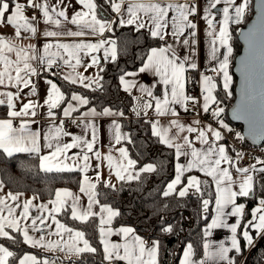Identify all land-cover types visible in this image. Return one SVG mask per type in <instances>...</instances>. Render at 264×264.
<instances>
[{
    "label": "snow or ice",
    "instance_id": "1",
    "mask_svg": "<svg viewBox=\"0 0 264 264\" xmlns=\"http://www.w3.org/2000/svg\"><path fill=\"white\" fill-rule=\"evenodd\" d=\"M105 2L119 17L116 21L119 25H135L138 31L147 29L153 38L165 41L163 46L150 49L142 59L138 72H125L119 77L120 85L129 95L134 88L139 87L142 94L151 98H133L131 111L138 118L147 117L148 110L153 109L152 101L157 117H173L166 125L161 124L159 119L145 120V123L150 124L151 135L157 138V142L174 150L175 177L167 183L163 195L167 197L175 193L179 197H186L191 190L201 200L203 211L207 213L210 200L204 198V193L210 187L208 182H202L194 175L187 176L186 182L183 178L186 173L193 171L210 177L215 188V215L203 236L210 237L212 229L216 228H227L231 233L230 246L225 242L213 245L205 241L204 258L200 260L193 258V245L187 244L179 264H235L230 253H241V238L246 246L251 247L254 243L253 233L264 236V159L254 158L255 163L242 167L240 161L243 153L232 147V155L229 146L221 143L226 139L225 132L232 133L233 129L221 118L224 108L219 107L221 101L213 93L217 88L216 78L220 77L227 96L232 95L230 86L233 77L229 73V64L233 48L229 29L231 23L240 24L245 19L251 0H243V3L237 0H206L203 9L197 0ZM76 3L81 6V10H74L70 16L68 9L71 0H0V26L14 29L11 38L0 35V88L5 89L0 91V105H6L9 109L8 118L0 119V149L8 157L15 153L36 154L39 167L44 172H82L79 191L88 197L87 205L83 206L80 196L69 190H58L54 200L37 205L33 203L36 197L21 200V193H4V185L0 183V193H3L0 195V239L10 241L13 245L23 243L32 248L62 252L69 258L70 264H74L71 262L72 256L96 253L98 249L92 246L84 231L68 227L57 219L62 211L67 213L70 210L72 220L81 223L96 220L99 243L103 246V259L108 264H159L160 242L146 243L131 227L114 229L111 226L113 218L120 213L107 204H100L96 191L97 182L115 188L110 179L102 180L99 169L104 162H107L109 175L114 173L116 179L122 182L138 180L142 173L156 171V165L152 163L137 168L138 161L130 157L126 147H113L122 142L133 143L131 136L122 132V126L117 120H113L109 128L111 141L108 154H102L97 148L100 141L98 118L124 117L125 113L108 107L99 111L95 106L89 107L91 98L75 91L66 94L53 80L47 78L45 82L49 90L43 103L32 99L24 103L21 96L25 88L30 89L26 95H37L32 78L39 77L41 72H47L53 77L59 74L69 84L85 89L103 90V77L99 73L105 69L100 64L101 58L95 53L103 49V59L115 61V41L101 39L92 43L76 38L103 35L114 22L98 18V5L94 0H76ZM218 5L223 7L220 9L222 19L217 22L213 10ZM256 9L259 13L256 22L246 33H242L248 44V52L240 62V99L232 109L234 120H243L248 124L253 142L264 141V0H258ZM28 10L34 14L28 16ZM197 16L206 22L207 36L210 38V59L218 65L210 69L214 76L203 74L199 81L202 86V112L211 111L218 125L215 128L210 124L203 125L196 119L186 125L181 122L180 113L174 107L180 105L184 111H188L189 104L194 107L200 104V99L187 94L185 88L187 70L197 69ZM41 22L47 26L42 32L45 42L42 46L33 43L25 45L23 40H31L40 34L38 25ZM67 25H74L75 28ZM186 30L191 31L186 35ZM169 36L172 43L166 41ZM177 45L184 47L188 54L181 56ZM221 49L225 51L222 53ZM86 58H90L89 63L85 62ZM92 67L98 71L91 76L85 75ZM81 68L83 72L79 71ZM146 72L158 77L159 83L164 86L162 99L154 96L151 88L138 84L134 79H126ZM12 88L15 92L10 90ZM17 101H21L19 109L16 107ZM211 105L216 107L210 108ZM39 109L45 111L41 113ZM38 115H44L48 120V127L43 132L33 128L38 123L35 119ZM58 115L61 117L59 120ZM17 118L19 123L14 126ZM67 120L81 129L80 135L65 128ZM192 134H195L194 137ZM235 138L245 139L239 132L235 133ZM42 147L50 150L49 153L41 155ZM72 149L78 151L69 157L67 153ZM181 158H184L183 162ZM93 159L98 161L96 182L88 175ZM67 160L72 163H66ZM257 185L261 190L258 205L252 210L251 218L245 222V205L237 204L236 201L239 197H255ZM32 211L36 215H32ZM230 217L238 219L229 224ZM162 230L172 233L173 226L167 225ZM114 235L121 237L123 242H113L111 237ZM0 264H56V260H41L31 253L18 256L9 247L0 244Z\"/></svg>",
    "mask_w": 264,
    "mask_h": 264
},
{
    "label": "trees",
    "instance_id": "2",
    "mask_svg": "<svg viewBox=\"0 0 264 264\" xmlns=\"http://www.w3.org/2000/svg\"><path fill=\"white\" fill-rule=\"evenodd\" d=\"M98 5V11L105 18L114 16L105 0H94ZM253 15V0L245 19L231 27V44L233 48V59L231 63V74L233 77L232 95L227 96L223 87L218 85V100L225 103L227 108L235 99L236 77L233 73L235 58L241 51V44L238 39L239 30L244 27ZM116 44L117 57L115 61L105 62L102 66L104 71L103 90L90 91L87 89L73 87L57 80L64 93L72 91L79 92L91 98V106L101 110L110 107L123 111L122 124L131 134L133 143H127L128 151L132 159L138 161L137 168L148 163L156 165V171L142 173L138 180L120 182L115 188L105 187L102 182L97 186L98 199L101 204H107L117 210L120 215L115 217L114 226H131L146 241H159V264H179L182 252L186 244L191 243L195 248V254L199 258L203 254V228L210 219L211 208L214 202L215 192L210 177L197 174L202 182L207 181L210 187L205 191L204 198L210 200L208 213L203 211L202 202L197 195L190 194L186 197H179L173 193L165 197L163 191L174 177V150L157 142V138L151 135L150 124L145 123V117H137L131 111L134 104V97L125 92L120 83L119 77L130 71L138 70L142 65V59L151 48L160 47L165 44L157 38H153L144 29L137 30L133 26H118L113 23L111 30L107 33ZM7 106L0 105V118L7 117ZM224 118L241 133V127L231 123L227 112ZM193 173H189L191 175ZM187 178V176H186ZM0 179L9 191L36 196L42 200H52L60 188L77 190L81 184L79 171L67 172H44L39 167V159L35 154L15 153L8 157L0 149ZM261 195L259 185L256 186L255 197L241 199L246 203V215L244 221L251 218V212ZM205 216L207 218H205ZM60 219L68 226L82 230L86 238L96 247V253H83L78 259V264H108L103 259L102 245L98 238V225L96 220L81 223L70 218L69 212H62ZM173 226L172 233H165L162 229ZM264 236L260 239L255 248L250 250L244 264H264ZM18 256L32 250L23 243L13 245L10 241L0 239ZM242 253L237 257L239 264L246 254V247L241 238ZM123 264V262H119Z\"/></svg>",
    "mask_w": 264,
    "mask_h": 264
},
{
    "label": "crops",
    "instance_id": "3",
    "mask_svg": "<svg viewBox=\"0 0 264 264\" xmlns=\"http://www.w3.org/2000/svg\"><path fill=\"white\" fill-rule=\"evenodd\" d=\"M95 2V1H94ZM198 2V5L201 9H203V7H205V4H206V0H197ZM238 3H243V0H237ZM96 3V2H95ZM250 5H251V2L248 6V9L246 11V13L248 12L249 8H250ZM223 7V5H218L217 6V9H214L213 10V14L216 16V21L218 22L219 20L222 19V12L220 11V9ZM74 10H81V6L79 4L76 3V0H71V6L69 7L68 9V13L69 15L71 16L73 14V11ZM26 14L28 16H32L34 13L29 10L28 12H26ZM97 14H98V18H105L103 16L102 13H100V11H98V8H97ZM233 15H234V12H233ZM108 19V18H107ZM119 17L117 16V14L115 13L113 17H110V19L108 20H111L113 22H116L118 21ZM197 24H198V28H197V37H196V46H195V62L197 64V69L193 70V69H188L187 72H186V83L187 81L192 77V76H195V75H198V78H199V81H200V78L203 74H208L206 73V71H209L212 67H218V65L216 64V62L214 61H211L210 59V38L207 36V28H206V22L202 19H200L199 16H197L195 18ZM118 24V26H121L119 25L118 22H116ZM113 25V23H112ZM112 25H111V28H112ZM234 25H237L235 23H231L230 24V33H231V27L234 26ZM125 26H133L135 27V25H125ZM46 25H44L42 22L38 25V31H39V35L36 37V38H33L31 40H23V43L25 45H27L28 43H33V44H36L37 46H42V44L45 42V38L43 37L42 35V32L43 30L46 29ZM67 27L69 28H75L74 25H67ZM136 28V27H135ZM111 30V29H110ZM110 30H106L103 35H94V36H88V37H83V38H76V39H84L86 41H89V42H92V43H95V42H98L99 40L101 39H104V40H112L114 41L110 36L107 35V33L110 31ZM147 31V29H144ZM188 31H191V30H186V35H187V32ZM0 35H3L5 36L6 38H11L14 36V29L10 26L8 27H4V26H0ZM166 41L168 43H172V38L169 36L166 38ZM65 42H70V41H65ZM230 44H231V40H230ZM116 45V44H115ZM108 46V45H106ZM232 46V44H231ZM177 48H178V52L181 56H184V55H187L188 52L187 50L180 46V45H177ZM116 51H117V48H116ZM225 50L224 49H221V52L223 53ZM95 55H98L101 59H100V64L103 65L105 62H109V61H105L103 59V55H104V51L103 49H101L98 53H95ZM222 58V57H221ZM232 59H233V54L230 58V64H229V73L230 75L232 76L231 74V70H230V67H231V63H232ZM85 62L86 63H89L90 62V58H86L85 59ZM79 71L83 72V68L79 69ZM98 71V69L96 67H92V68H89L87 72H85L84 74L85 75H93L94 73H96ZM130 72H138V70H135V71H130ZM101 75V73H99ZM208 75H215L214 73L213 74H208ZM47 79H51L53 80L58 87L61 88V86L59 85L58 81L57 80H61L63 83L65 84H68L70 86H73V87H79V88H83L79 85H72V84H69L68 82H66L62 76H60L59 74L55 77L51 76L49 73L47 72H41L40 76L37 78V81L35 83V86L37 88V95L35 96H31V95H26L30 92V89L29 88H25L23 90V92L21 93V96L23 98V102L26 103L29 99H32V100H37L38 102L40 103H43V100L46 98V95H47V92L49 90V85L45 82V80ZM126 79H134L138 84H142L143 86L145 87H148V88H151L152 91H153V94L154 96L158 97V98H163V93H164V86L161 85L159 83V78L158 77H155L154 75L150 74V73H138V75H136L135 77H126ZM216 82H217V88H218V85L222 86L223 87V81H222V78L220 77H217L216 78ZM233 83V81H232ZM122 89H123V86L121 85ZM232 87V84L230 86V89ZM185 88H186V84H185ZM217 88L216 90H214V95L217 97L218 99V96H217ZM85 89V88H83ZM5 89H2L0 88V91H3ZM11 91L15 92V89L12 88L10 89ZM62 90V88H61ZM89 90V89H87ZM63 91V90H62ZM92 91V90H90ZM97 91H100V90H97ZM64 92V91H63ZM76 92V91H75ZM79 93V92H77ZM187 93V92H186ZM81 94V93H80ZM83 95V94H82ZM131 95L133 97H140L142 99H148L150 100L151 98H148L146 97L144 94H142L139 90V87L137 88H134L131 92ZM153 103V109H149L148 110V115L147 117H145L147 120H156V119H159L160 120V123L161 124H164L166 125L167 122L171 119H173V117H170V116H164V117H157L154 113V101H152ZM202 103H203V100L201 99L200 100V107L202 108ZM21 106V101H17L16 102V107L17 109H19ZM176 108V110L180 113V116H179V119L181 120V122L185 123L186 125L188 124H191L192 121L194 119L196 120H200L202 122L203 125H212V127H218V125H215V124H212L206 120H203V119H200L198 116L196 115H193L188 111H184V109L180 106V105H175L174 106ZM110 108V107H108ZM8 109V108H7ZM113 111H118V110H115L113 108H111ZM84 109H81V111H83ZM99 111V109H97ZM9 111V109H8ZM39 112L43 113L45 110L44 109H39L38 110ZM58 113L60 112L59 109L56 110ZM135 115V114H134ZM8 117H5V118H0V119H6ZM61 117L58 115L57 119L59 120ZM38 123L37 124H34L33 125V128L34 129H39L41 130L42 132L44 130H46V128L48 127V120L47 118L44 116V115H38L36 118H35ZM224 121H226L225 118H222ZM113 120H117L121 126H122V132H124L125 134H128L131 136L130 132L128 130H126V128L123 126L122 124V117H113V116H107V117H100L98 118V124H99V128H100V141H99V144L97 145V148L102 152V154L106 155L108 154L109 150H110V141H111V134L109 132V128L111 126V123ZM70 121V130L73 134H77V135H80L81 134V129L78 128L75 124H73ZM227 122V121H226ZM19 123V118H17L16 120H14V126H17ZM229 127H230V124H229ZM195 134H192V136L194 137ZM90 138V137H89ZM221 143H224V141H222ZM225 144V143H224ZM113 147L115 148H119V147H127V143L126 142H122L120 145H114ZM197 147H199V145H197ZM50 150L46 149V148H43L41 149V155H46L49 153ZM78 150L77 149H72L70 150L67 155L69 157H71L74 153H76ZM231 154V152H230ZM36 155V154H35ZM118 155V153H117ZM130 155V154H129ZM131 157V156H130ZM132 158V157H131ZM182 162L184 161V158H181ZM66 163H69L71 164L72 161L71 160H67L65 161ZM97 163L98 161H96L95 159H93L91 161V168L88 172V175L89 177H91L93 179V182H96L95 181V175H96V166H97ZM255 163V162H254ZM72 171H78V170H72ZM99 171L102 173V180H107V179H110L111 180V183L113 185H115V187L122 181H118L114 175V173L110 176L109 175V170H108V167H107V162H104V164L102 165V167L99 169ZM52 172H67L66 171H55L53 170ZM80 172V171H79ZM194 172H197V171H193L191 173V175H194V176H197L199 178V176L197 174H195ZM199 173V172H198ZM189 173H186L185 174V177L183 178L186 182V176H188ZM201 174V173H199ZM235 175V173H233ZM80 175H81V178L83 180V173L80 172ZM174 177H175V167H174ZM173 177V179H174ZM172 179V180H173ZM200 179V178H199ZM211 179V178H210ZM82 180H81V183H82ZM134 181V180H133ZM124 182H127V181H124ZM171 182V181H170ZM0 183H2L4 185V183L2 182V180L0 179ZM100 182H97V186ZM214 186V185H213ZM179 187V186H178ZM59 190H69L71 192H73L74 194L80 196V203L81 205L83 206H86L87 205V201H88V197L82 193H80L79 191V188L77 190H74V189H69V188H60ZM166 190V189H165ZM4 193L8 192V188L4 185ZM214 192H215V188H214ZM21 200H24V199H30L32 197H36V196H32V195H28V194H23L21 193ZM192 194V191L190 190V193L189 195ZM0 195H3V193H0ZM37 199H35L33 201L34 204H40V203H48L49 200H42V199H39L38 197H36ZM247 198H250V197H247ZM246 197H239L237 199V204H243L245 205V211H246V203L245 201H242L241 199H247ZM260 198V197H259ZM258 198V200H259ZM55 199V198H54ZM52 199V200H54ZM100 202V201H99ZM101 204V203H100ZM210 205V203H209ZM257 205H258V202H257ZM256 205V206H257ZM255 206V207H256ZM51 207V205H50ZM98 207L96 208V210L98 211ZM209 207V206H208ZM115 210V209H114ZM230 210V208L228 209ZM63 212V211H62ZM61 212V213H62ZM60 214L57 215V219H59L62 223H64L61 219H60ZM32 215H36V212L35 211H32ZM215 215V199H214V202H213V205H212V208H211V216H210V219L208 220V222L206 223V225L204 226L203 228V233H204V230L205 228L207 227L208 224L211 223V219L212 217ZM98 220V218H96ZM114 219L113 218V221H112V227L114 229H118L119 227L121 226H114L113 222H114ZM238 218L237 217H230L228 222L229 224H232V223H235L236 220ZM244 219V218H243ZM65 224V223H64ZM66 226H68L67 224H65ZM70 227V226H68ZM125 227H131V226H125ZM53 228H55V226L53 225ZM72 228V227H71ZM133 228V227H131ZM74 229V228H73ZM134 229V228H133ZM75 230H78V229H75ZM135 230V229H134ZM135 234L136 235H139L141 238H143L145 241L146 239L140 235L136 230H135ZM66 235V234H65ZM253 236H254V243L251 247H248L245 245L246 247V253L249 252L250 250H252L253 248H255L257 246V244L259 243L260 239L262 238V236H257L255 233H253ZM230 238H231V233L230 231L227 229V228H216V229H212V235L210 237H204L203 236V244L205 241H208L210 243H212L213 245H218L219 243L221 242H225L227 245L230 246ZM54 239V237H53ZM111 240L113 242H120L122 243V239L121 237L119 236H112L111 237ZM154 241V240H153ZM152 241H146V243L150 244ZM0 244H3L5 246H7L6 244L4 243H1ZM193 245V244H192ZM241 245H242V242H241ZM27 247H29L30 249L32 250H29L25 253H31L33 255H36L38 258H40L41 260L47 258V259H55L56 260V264H70V261H69V258L68 257H65L64 256V253L62 252H53V251H47V250H44V249H40V248H32L28 245H26ZM8 247V246H7ZM194 248V246H193ZM11 250V249H10ZM102 250H103V246H102ZM242 253V251H241ZM240 254H236V253H230V256H233L234 259H235V264L236 263V259L237 257L239 256ZM183 256V252H182V255H181V258ZM180 258V259H181ZM194 259L196 260H200V259H203V254L201 257H197L196 254H195V248H194ZM78 259L79 257H76V256H72L71 257V262H74V264H78ZM243 259V258H242ZM242 261V260H241ZM241 263V262H240ZM239 263V264H240Z\"/></svg>",
    "mask_w": 264,
    "mask_h": 264
},
{
    "label": "built area",
    "instance_id": "4",
    "mask_svg": "<svg viewBox=\"0 0 264 264\" xmlns=\"http://www.w3.org/2000/svg\"><path fill=\"white\" fill-rule=\"evenodd\" d=\"M29 11V10H28ZM27 11V12H28ZM208 74H213L210 70L206 71ZM38 77H33V84L36 83ZM201 84L199 83L198 75L192 76L186 83V92L187 94H190L192 96H195L202 99L201 94ZM216 105H211L210 108H215ZM219 107L224 108V112L221 114V118H224L225 113L228 112V108L225 103L221 102L219 104ZM189 112L193 115L198 116L200 119L206 120L212 124L217 125L216 119L211 116V111L209 113H203L202 108L199 105H196L195 107L191 104L188 105ZM65 128L67 130H70V121L67 120L65 122ZM230 128L233 129L232 133L225 132L226 139L223 140L226 145L229 146V150L231 152V148L235 147L240 152L243 153V159L240 161V166L242 167H248L249 165L253 164L255 162L254 158H260L264 159V143L260 146H253L246 142V140H238L235 138V133L239 132L237 128L230 125ZM240 133V132H239ZM242 135V133H240ZM234 155V153H231ZM248 252L244 255L242 261L240 264H244V261L246 259Z\"/></svg>",
    "mask_w": 264,
    "mask_h": 264
},
{
    "label": "water",
    "instance_id": "5",
    "mask_svg": "<svg viewBox=\"0 0 264 264\" xmlns=\"http://www.w3.org/2000/svg\"><path fill=\"white\" fill-rule=\"evenodd\" d=\"M257 3H258V0H253V15L251 19L247 22V24L244 27H242L238 32V39L241 44V51L235 58L234 67H233V73L236 77L235 99L233 103L231 104V106L229 107L228 112H227L228 119L231 121V123L241 127L242 136L245 138L246 142H248L249 144L253 146H260L264 143V141L253 142L252 138L249 136L248 124L243 120H234L232 118V109L236 106V104L239 102V99H240V86H241V74L239 71L240 62L242 58H244L248 52V44L246 43L245 37L244 35H242V33H246L249 30V28H251L252 25L256 22L257 16L259 15L256 9Z\"/></svg>",
    "mask_w": 264,
    "mask_h": 264
},
{
    "label": "rangeland",
    "instance_id": "6",
    "mask_svg": "<svg viewBox=\"0 0 264 264\" xmlns=\"http://www.w3.org/2000/svg\"><path fill=\"white\" fill-rule=\"evenodd\" d=\"M225 123H227V124L229 125V123H228V122H226V121H225ZM207 213H208V211H207ZM207 213H206V214H207ZM188 244H189V243H188ZM186 245H187V244H186ZM185 247H186V246H185Z\"/></svg>",
    "mask_w": 264,
    "mask_h": 264
}]
</instances>
